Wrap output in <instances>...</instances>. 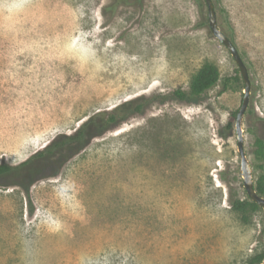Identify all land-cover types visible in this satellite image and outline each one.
Instances as JSON below:
<instances>
[{"label":"rangeland","instance_id":"obj_1","mask_svg":"<svg viewBox=\"0 0 264 264\" xmlns=\"http://www.w3.org/2000/svg\"><path fill=\"white\" fill-rule=\"evenodd\" d=\"M249 81L243 148L264 177V0H212ZM0 0V264H248L264 253V211L247 195L232 121L243 82L194 0ZM206 63L220 78L180 99ZM238 77V81L234 80ZM136 100L114 128L74 133Z\"/></svg>","mask_w":264,"mask_h":264},{"label":"trees","instance_id":"obj_2","mask_svg":"<svg viewBox=\"0 0 264 264\" xmlns=\"http://www.w3.org/2000/svg\"><path fill=\"white\" fill-rule=\"evenodd\" d=\"M143 0H109L108 5L104 10L115 13L118 8L122 6H136L140 5ZM197 7L202 12V7L204 5L203 0H194ZM201 27H207L206 20L204 18L200 21ZM221 31L233 42V29L227 20H222L219 25ZM234 80L238 81V77H234ZM228 81L227 78L221 79L220 73L217 67L211 63L204 64L192 77L189 90L187 92L175 91L174 95L180 99H186L188 97L198 98L205 92L213 88L217 84H225ZM143 106L142 103L136 100H128L117 106H115L110 111H99L93 115L86 118L76 129L74 136L78 139H83L87 137V129H91L93 126L98 128L103 126L112 125L114 128L119 127L125 123L129 117L140 111ZM237 112V111H236ZM236 112L233 113L232 121H229L225 126L218 131V135L221 138H226L232 129L233 121H235ZM256 155L260 158L264 156V141L260 138L255 139ZM10 168L7 165H0V176L8 173ZM257 194L264 196V177L260 176L254 186ZM230 206L234 212L240 213L241 218L244 222H248V215L259 210V207L251 202L248 198L243 200L230 201ZM264 259V253L253 256L248 264H260Z\"/></svg>","mask_w":264,"mask_h":264},{"label":"water","instance_id":"obj_3","mask_svg":"<svg viewBox=\"0 0 264 264\" xmlns=\"http://www.w3.org/2000/svg\"><path fill=\"white\" fill-rule=\"evenodd\" d=\"M203 3L207 11L206 23L209 33L229 52V54L233 58L234 63L237 66L239 75L243 82V97L241 100L240 107L236 112L235 121H234V134L236 140V147L240 159L239 175L242 178L243 188L247 195V198L264 211V196L257 194L255 191L251 176V167L246 159V155L243 148L242 121L244 114L248 108L249 97H250V81H249L247 69L234 44L221 31L217 22V16L213 1L203 0ZM260 264H264V259Z\"/></svg>","mask_w":264,"mask_h":264}]
</instances>
